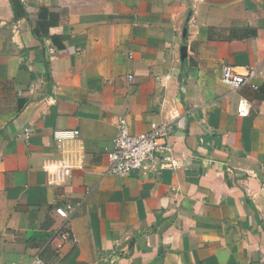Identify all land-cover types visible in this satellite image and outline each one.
I'll list each match as a JSON object with an SVG mask.
<instances>
[{
  "label": "crops",
  "instance_id": "0c3cea01",
  "mask_svg": "<svg viewBox=\"0 0 264 264\" xmlns=\"http://www.w3.org/2000/svg\"><path fill=\"white\" fill-rule=\"evenodd\" d=\"M223 64L257 73L232 89ZM120 120L170 122L176 166L101 177ZM55 206L74 209L76 242L44 248ZM40 249L50 264H264V0H0V264Z\"/></svg>",
  "mask_w": 264,
  "mask_h": 264
},
{
  "label": "built area",
  "instance_id": "2783aa9c",
  "mask_svg": "<svg viewBox=\"0 0 264 264\" xmlns=\"http://www.w3.org/2000/svg\"><path fill=\"white\" fill-rule=\"evenodd\" d=\"M256 73L257 69L254 67L247 68L245 73H238L231 65L223 64L220 71V79L232 89H238L245 84H251ZM252 86L256 87L253 84ZM249 108L250 103L242 99L237 105V113L246 115ZM118 128V134L113 139V148L107 154V165L101 173V177L106 175L124 177L145 167L152 171L157 168H174L176 166L175 159L169 155L171 150V142L169 140L171 132L170 122H163L159 126L140 134L130 133L123 120L119 121ZM77 134V130L55 131L53 139L56 141L57 147H61L63 141L71 140ZM21 136L25 140H29L31 136L30 129L24 128ZM73 211L74 209L67 211L61 206L54 207V212L62 219V223L52 231L44 248L52 244L55 239L62 241L70 239L76 242L75 236L67 229V223ZM43 249L34 253L27 264H50L42 256ZM53 264L63 263L56 262Z\"/></svg>",
  "mask_w": 264,
  "mask_h": 264
}]
</instances>
